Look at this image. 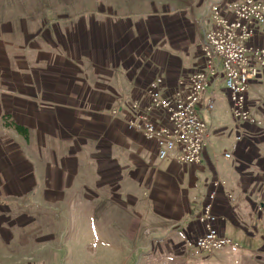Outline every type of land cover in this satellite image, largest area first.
<instances>
[{"label":"crops","instance_id":"obj_1","mask_svg":"<svg viewBox=\"0 0 264 264\" xmlns=\"http://www.w3.org/2000/svg\"><path fill=\"white\" fill-rule=\"evenodd\" d=\"M234 1L198 0L186 12L134 23L98 15L51 27L24 20L0 25V143L10 132L6 123L28 130L29 156L35 165L43 162L46 175L41 188L32 189L45 190L46 203L57 197L68 203L80 196L93 199L114 220L109 249L96 246L95 253H123L130 264H160L194 245L203 233L199 217L214 181L220 182L214 206L220 233L237 238L245 224L264 238V159L256 130L234 121L230 152L219 155L209 141L211 132L217 136L227 129L226 119L212 115L216 86L221 83L224 91L220 74L199 106L208 126L200 165L173 157L160 161L157 145L129 124L137 122L132 105L148 104L153 79H162L165 97L185 88L189 75L203 66L204 37L214 26L210 6ZM222 97L231 116L227 94ZM247 101L252 114L264 111V70L250 83ZM21 161V155L5 157L0 149V173L10 165L14 175L23 173ZM3 185L0 179V190Z\"/></svg>","mask_w":264,"mask_h":264},{"label":"rangeland","instance_id":"obj_2","mask_svg":"<svg viewBox=\"0 0 264 264\" xmlns=\"http://www.w3.org/2000/svg\"><path fill=\"white\" fill-rule=\"evenodd\" d=\"M198 0H0V25L15 24L24 20L32 26L61 23L86 22L93 16H112L118 20L134 23L150 17L179 14L195 7ZM215 4V3H214ZM213 5V4H212ZM97 19V18H96ZM145 23V22H144ZM216 86V97L212 115H221L227 121V129L210 133V143L215 152H230L234 130V119L229 114L223 93ZM223 90V88H222ZM221 91V92H220ZM221 93V94H219ZM220 95L221 99L220 100ZM230 105V104H229ZM254 112V109H252ZM231 112V110H230ZM261 121L253 128L258 136V149L264 159V111L253 113ZM205 119L210 120L209 116ZM233 119V120H232ZM210 126L215 125L213 122ZM232 129L228 128V125ZM247 125V124H246ZM10 132L3 135L0 149L5 157L22 156L23 173L14 175L10 165L6 173H0L4 185L0 190V264H130L123 253H95L96 246L109 249L108 230L116 229L114 220L100 213L93 206V199L84 201L80 196L71 203L65 198L46 203L45 190L41 188L42 161L29 156V132L16 124H5ZM20 128L21 130H18ZM259 131V132H257ZM238 135V134H237ZM239 137V135H238ZM252 139V137H251ZM213 141H217L214 144ZM228 161L227 159L225 160ZM32 163V164H31ZM225 163V162H224ZM34 164V165H33ZM29 170L31 172H28ZM17 170V169H16ZM32 177V180H31ZM31 180V187L27 183ZM67 202V203H66ZM69 204V205H66ZM97 213L95 216L93 214ZM237 229V238L230 237L238 247H226L205 254L190 243L160 264H264V238L254 236L255 229ZM99 233L107 237H99ZM111 246V245H110Z\"/></svg>","mask_w":264,"mask_h":264},{"label":"built area","instance_id":"obj_3","mask_svg":"<svg viewBox=\"0 0 264 264\" xmlns=\"http://www.w3.org/2000/svg\"><path fill=\"white\" fill-rule=\"evenodd\" d=\"M209 14L214 26L204 37L202 68L189 75L184 89L176 90L169 97L160 91L162 79H153L146 90L148 104L145 107L133 104L131 107L137 113V122L129 121L130 126L157 145L160 161L173 157L184 165L201 164L208 126L199 106L219 74L234 121L261 126L260 119L248 107L247 93L250 83L264 70V45L258 42L260 38L264 40V0H238L228 5L215 3L210 6ZM212 108L210 103L206 105L208 112ZM224 157L230 156L225 154ZM219 187V181L212 183L199 217L203 233L195 240L194 246L205 254L238 247L214 226Z\"/></svg>","mask_w":264,"mask_h":264},{"label":"trees","instance_id":"obj_4","mask_svg":"<svg viewBox=\"0 0 264 264\" xmlns=\"http://www.w3.org/2000/svg\"><path fill=\"white\" fill-rule=\"evenodd\" d=\"M19 127V126H18ZM18 130H21L20 128H17Z\"/></svg>","mask_w":264,"mask_h":264}]
</instances>
